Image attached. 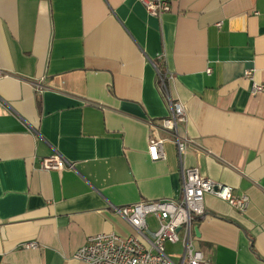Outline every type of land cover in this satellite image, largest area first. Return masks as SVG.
Here are the masks:
<instances>
[{
  "label": "crops",
  "instance_id": "obj_1",
  "mask_svg": "<svg viewBox=\"0 0 264 264\" xmlns=\"http://www.w3.org/2000/svg\"><path fill=\"white\" fill-rule=\"evenodd\" d=\"M247 70L264 84V0H173L160 17L138 0H0V264H84L88 236L133 232L113 205L176 198L192 166L249 198L240 212L206 194L195 247L264 264V90ZM167 96L186 108L188 143L179 158L158 129L153 161ZM55 152L73 166L41 169ZM165 250L177 260L182 246Z\"/></svg>",
  "mask_w": 264,
  "mask_h": 264
},
{
  "label": "built area",
  "instance_id": "obj_2",
  "mask_svg": "<svg viewBox=\"0 0 264 264\" xmlns=\"http://www.w3.org/2000/svg\"><path fill=\"white\" fill-rule=\"evenodd\" d=\"M146 12L155 17L170 12L173 0H138ZM220 25V22L217 23ZM158 57H161L158 56ZM210 73L211 69L206 68ZM245 75L251 81L253 93L264 90V84L255 82L251 71ZM158 82L166 91L165 75L158 71ZM38 88H42L38 84ZM169 114L161 118L157 125L150 124L147 151L153 161L163 159V143L167 139L158 134V129L167 132L176 146L179 158L185 151L188 139L179 133V129L187 120L184 104L167 96ZM72 167L59 153L44 156L40 160L43 170H61ZM213 195L227 202L240 212L248 206L246 194H236L230 185L223 184L202 175L197 167H183L181 170V186L178 197L156 200H139L137 202L112 206L132 228V233L126 237L113 232H100L87 237L73 256L84 264H214L204 257L195 247L194 223L204 214V196ZM153 216L157 227L149 231L147 216ZM166 243H180L181 253L174 260L165 250ZM25 247L35 246V242H26Z\"/></svg>",
  "mask_w": 264,
  "mask_h": 264
},
{
  "label": "water",
  "instance_id": "obj_3",
  "mask_svg": "<svg viewBox=\"0 0 264 264\" xmlns=\"http://www.w3.org/2000/svg\"><path fill=\"white\" fill-rule=\"evenodd\" d=\"M193 231H194V233H196L197 235H198V229H197V227H193Z\"/></svg>",
  "mask_w": 264,
  "mask_h": 264
},
{
  "label": "rangeland",
  "instance_id": "obj_4",
  "mask_svg": "<svg viewBox=\"0 0 264 264\" xmlns=\"http://www.w3.org/2000/svg\"><path fill=\"white\" fill-rule=\"evenodd\" d=\"M153 227H155V228H156V227H157V225L153 224Z\"/></svg>",
  "mask_w": 264,
  "mask_h": 264
},
{
  "label": "trees",
  "instance_id": "obj_5",
  "mask_svg": "<svg viewBox=\"0 0 264 264\" xmlns=\"http://www.w3.org/2000/svg\"><path fill=\"white\" fill-rule=\"evenodd\" d=\"M199 219V218H198Z\"/></svg>",
  "mask_w": 264,
  "mask_h": 264
}]
</instances>
